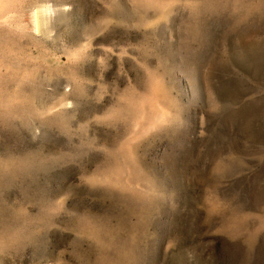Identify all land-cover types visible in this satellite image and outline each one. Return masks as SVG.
I'll list each match as a JSON object with an SVG mask.
<instances>
[{
  "label": "rangeland",
  "instance_id": "obj_1",
  "mask_svg": "<svg viewBox=\"0 0 264 264\" xmlns=\"http://www.w3.org/2000/svg\"><path fill=\"white\" fill-rule=\"evenodd\" d=\"M0 264H264V0H0Z\"/></svg>",
  "mask_w": 264,
  "mask_h": 264
}]
</instances>
